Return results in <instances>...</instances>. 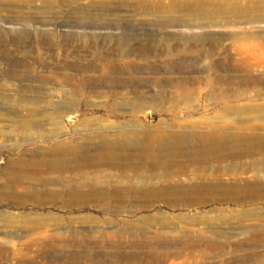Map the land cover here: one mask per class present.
I'll return each mask as SVG.
<instances>
[{"label":"rangeland","instance_id":"rangeland-1","mask_svg":"<svg viewBox=\"0 0 264 264\" xmlns=\"http://www.w3.org/2000/svg\"><path fill=\"white\" fill-rule=\"evenodd\" d=\"M256 3L0 0V264H264Z\"/></svg>","mask_w":264,"mask_h":264},{"label":"bare ground","instance_id":"bare-ground-1","mask_svg":"<svg viewBox=\"0 0 264 264\" xmlns=\"http://www.w3.org/2000/svg\"><path fill=\"white\" fill-rule=\"evenodd\" d=\"M262 1V2H261ZM241 11V10L238 8V9H230L229 12H234V11ZM243 12H252L253 13V20H264V1L263 0H259V4L256 3V6H253L252 8L249 7V8H244L242 10ZM263 14V15H262ZM189 37L185 36L184 39H188ZM193 38H199V40L201 39L200 36H193Z\"/></svg>","mask_w":264,"mask_h":264}]
</instances>
